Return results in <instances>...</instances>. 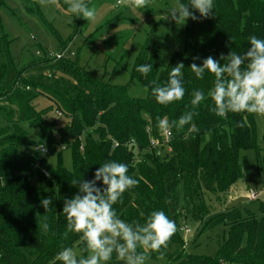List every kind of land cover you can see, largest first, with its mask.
I'll use <instances>...</instances> for the list:
<instances>
[{"label": "trees", "instance_id": "1", "mask_svg": "<svg viewBox=\"0 0 264 264\" xmlns=\"http://www.w3.org/2000/svg\"><path fill=\"white\" fill-rule=\"evenodd\" d=\"M18 1L59 41L60 51L50 57L32 37L34 51L26 50V56L16 59L10 50L13 38L0 20V264H62L56 255L82 242L80 233L65 235L64 200L79 191L71 180H92L100 165L109 161L126 164L128 175L139 180L136 187L122 194V202L113 206L120 218L144 224L153 211L163 210L176 222V233L161 250L163 258L150 250L148 257L163 259L164 264H264V204L258 215L237 207L212 213L204 199L205 193L225 196L245 174L247 164L240 160L241 150H255L262 167L254 116L246 112L217 116L208 96L214 75L206 72L198 79L190 68L195 56L200 57L195 61L199 65L208 56L219 60L221 53H245L251 35L264 39V0H214L213 17L185 21L184 46L162 67L157 57L148 59L142 52L130 79L141 80L147 91L145 99L131 98L124 86L95 77L79 66L77 55L67 57L71 39L60 42L34 0ZM57 2L68 9L64 0ZM8 7L6 0H0V9ZM179 62L185 65L184 98L161 105L151 94V82L166 84L171 68ZM142 64L153 66L147 75L136 71ZM195 90H201L205 100L194 107ZM38 98L51 105L36 109ZM52 110L64 124L59 126L47 118ZM189 111L198 114L183 129L173 127L170 137L157 127V117L171 123ZM23 123L36 128L38 144L29 140ZM151 141L157 144L151 146ZM39 144L47 149L43 156L35 151L17 154L19 146ZM66 148L71 150L72 170L61 163L52 169L47 156H59ZM34 174L37 185L32 183ZM98 185L103 187L102 181ZM47 197L52 198V204L46 212L40 201ZM185 220L202 222L198 235L219 224L227 227V238L214 256L187 253L181 236ZM108 264L126 262L114 253Z\"/></svg>", "mask_w": 264, "mask_h": 264}, {"label": "rangeland", "instance_id": "2", "mask_svg": "<svg viewBox=\"0 0 264 264\" xmlns=\"http://www.w3.org/2000/svg\"><path fill=\"white\" fill-rule=\"evenodd\" d=\"M6 1L9 7L0 9V20L13 38L10 46L12 55L16 59H22L26 50L33 52L35 49L31 45L33 37L37 43L47 49L50 57H54L60 51L59 41L54 39L37 16L23 9L20 1ZM34 1L48 27L56 30L60 42L66 43L71 39L68 45L70 54L67 57L73 59L77 55L79 66L109 84L124 86L127 95L131 98L145 99L147 96L141 80L130 79L142 52H146L148 59L151 56L157 57L154 59L162 67L170 61L174 52L184 46L185 21L180 20L176 23L171 19H165L168 10L177 6L179 0H150L145 8L117 6V0H92L88 6L96 11L95 21H87L69 13L57 0L46 4H41L40 0ZM50 105V102L43 98H38L35 103L36 109ZM253 116L262 167L258 163L255 150H241L240 160H245L247 164L245 174L236 181L225 196L219 198L217 194H204V199L212 213L237 207L241 211L249 208L255 214H260L259 208L264 204V116L256 114ZM47 118L55 120L59 126L64 124V120L55 110L50 111ZM22 126L27 131L29 140L38 144L36 128H31L26 123ZM17 154L19 156L34 154L33 145L19 146ZM47 162L52 169L61 163L64 168L71 171L73 168L71 150L66 148L59 156L49 155ZM32 183L34 185L38 183L36 174L32 178ZM249 191L256 193L258 198L249 199ZM201 224V221L191 220H185L181 224L182 228L189 229L188 233L181 232L183 246L186 245L189 254L214 256L218 245L227 238V227L219 224L198 235ZM85 246V242L82 241L76 243L72 249L78 257L87 256V252H81ZM146 263L164 264L165 261L149 256Z\"/></svg>", "mask_w": 264, "mask_h": 264}, {"label": "clouds", "instance_id": "3", "mask_svg": "<svg viewBox=\"0 0 264 264\" xmlns=\"http://www.w3.org/2000/svg\"><path fill=\"white\" fill-rule=\"evenodd\" d=\"M55 0H40L41 4L54 3ZM150 0H117V6L123 5L130 8H145ZM67 11L82 17L87 21L96 20V11L89 8L86 0H65ZM214 0H189L187 4L179 3L170 8L165 19L176 23L180 20L208 19L213 17ZM197 11L200 15L194 14ZM248 50L243 54L230 51L228 55L220 54L219 60L208 56L201 64L195 63L200 57H193L190 65L191 71L198 79H203L205 73L214 75V85L208 96L214 102L211 111L219 117L227 113L256 114L264 116V39L255 35L249 37ZM59 55L57 59H59ZM220 61L224 63L221 64ZM185 65L179 62L171 68L169 79L163 86L152 81L151 94L161 105H168L184 98L182 69ZM152 64L137 66L136 71L147 75L151 72ZM191 104L195 107L205 100L201 90L192 93ZM198 113L189 111L183 114L178 121L171 123L167 118L157 117V127L167 138L171 136V129L177 131L189 124L194 115ZM246 119V118H245ZM243 126V125H240ZM42 154L47 151L44 144L34 148ZM128 166L124 163L109 161L95 171L92 180L72 179L71 185L78 187L79 191L71 198L64 200L62 212L67 221V231L80 233L85 248L80 255L72 248H64L55 257L62 264H105L111 260L113 254L126 264H146V253H160L163 258L168 242L177 231L176 222L170 219L163 210L153 211L144 224L127 223L121 219L114 205L122 202V194L139 184V180L128 175ZM47 175V173H46ZM102 181L103 187L98 185ZM47 212L52 204V198L47 197L40 201ZM44 231L48 224H43ZM144 249V252L138 249Z\"/></svg>", "mask_w": 264, "mask_h": 264}, {"label": "built area", "instance_id": "4", "mask_svg": "<svg viewBox=\"0 0 264 264\" xmlns=\"http://www.w3.org/2000/svg\"><path fill=\"white\" fill-rule=\"evenodd\" d=\"M117 3V2H116ZM59 55V57H61L62 56V53H60V54H57V56ZM151 146H155L156 144H157V142L156 141H151ZM38 145H35L34 147H33V151H34V148L35 147H37ZM35 152H38L41 156H43V155H45L46 154V152L45 153H41V152H39V151H35ZM41 172L44 174V175H46V171L44 170V169H42L41 170ZM248 197H249V199H251V200H255V199H257L258 198V195L256 194V193H254V192H252V191H249V194H248ZM183 229V231L186 233H188L189 232V229H186V228H182Z\"/></svg>", "mask_w": 264, "mask_h": 264}]
</instances>
